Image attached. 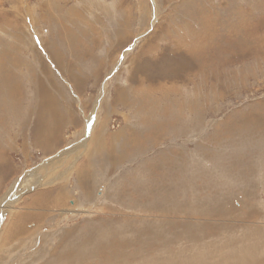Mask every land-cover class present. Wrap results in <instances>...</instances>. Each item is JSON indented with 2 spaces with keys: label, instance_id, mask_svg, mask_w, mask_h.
Wrapping results in <instances>:
<instances>
[{
  "label": "rangeland",
  "instance_id": "obj_1",
  "mask_svg": "<svg viewBox=\"0 0 264 264\" xmlns=\"http://www.w3.org/2000/svg\"><path fill=\"white\" fill-rule=\"evenodd\" d=\"M29 174L0 264H264V0H0V202Z\"/></svg>",
  "mask_w": 264,
  "mask_h": 264
},
{
  "label": "bare ground",
  "instance_id": "obj_2",
  "mask_svg": "<svg viewBox=\"0 0 264 264\" xmlns=\"http://www.w3.org/2000/svg\"><path fill=\"white\" fill-rule=\"evenodd\" d=\"M41 87V86H40ZM42 89V102H41V108L42 110H46L48 112V110H51V107H52V103H53V100L52 98L48 95L49 92L47 93L45 90L43 91V87H41ZM17 91V90H16ZM148 99V98H147ZM161 103V102H160ZM144 104V103H143ZM147 105V104H146ZM147 107V106H146ZM149 109V108H148ZM52 111V110H51ZM163 113V112H162ZM165 113V112H164ZM167 113V112H166ZM44 114L42 111H40V117L41 115ZM56 114V113H55ZM155 114V113H154ZM175 114V113H174ZM168 115V114H167ZM173 116V115H171ZM57 117V115H56ZM165 118V117H163ZM171 119V118H170ZM173 119V118H172ZM176 119V118H175ZM57 120V119H56ZM57 122V121H56ZM59 122V121H58ZM173 123V122H172ZM40 124V123H39ZM60 124V123H59ZM42 125V124H41ZM170 125V124H168ZM174 125V124H173ZM45 126V125H44ZM38 129H41L39 132L37 131L36 133H41L43 134V130L44 128H38ZM41 137V136H40ZM41 139V138H40ZM44 140V139H43ZM47 140V138H46ZM30 177V174L22 179H19L17 180L13 185L12 187L10 188V190L7 192V194L5 195L4 199L0 202V241H2V245H7L9 244L13 239H16L17 236L19 237L20 235H22L26 230L24 229V222L27 219H30L32 217V214L29 212L27 214H20L19 216L17 215V220L14 222V223H11L10 224V220L7 221L6 218H8V215L11 213V210L14 206V204H12V199L14 198V196H12V194L14 193L16 195V192H19V193H22L24 192L27 188L24 187V184H25V180L28 179ZM163 197V196H162ZM166 198V197H164ZM161 200V199H160ZM65 212H70L69 209L65 210ZM75 214H79V215H84V214H87V213H90L89 211H82V210H77V211H74ZM45 214V213H44ZM37 216V215H36ZM124 217V215H121ZM127 216H125L126 218ZM41 219V218H39ZM121 220V219H120ZM123 220V218H122ZM127 220V219H125ZM138 220V219H137ZM107 221V220H106ZM136 221V220H135ZM153 222V221H152ZM107 223V222H106ZM110 224V223H109ZM153 224V223H152ZM137 225V224H136ZM158 225V224H157ZM84 226V225H83ZM100 226V225H99ZM101 227V226H100ZM129 227V226H128ZM158 227V226H157ZM118 228V227H117ZM90 229V228H89ZM15 230V231H14ZM18 230V231H17ZM91 230V229H90ZM82 231V229H81ZM101 232V231H100ZM144 232V231H143ZM26 233V232H25ZM105 233V232H104ZM124 233V232H123ZM131 233V232H130ZM140 233V232H139ZM107 234V232H106ZM117 234V232H116ZM132 235V234H131ZM141 235V233H140ZM105 235H103L104 237ZM107 236V235H106ZM115 235H113L110 239V241L106 244V239L103 238V237H100V238H96V234L93 233L92 237H89L91 238L89 241V243L93 244L94 246V250H98L102 247L104 248H118V249H121L122 247L125 248L127 247V249H132V247H135L136 248V253L134 252V255H137L139 258H130V259H124V260H121L119 261L120 263H114V262H109L110 260H112V258H108V261L107 260H103V262L101 261H97L96 259H94L96 257V255L93 253L91 254V258L88 259V260H94V262L96 264H177L174 261H172L170 258H168V260H163V257L161 259H159L158 257V252L157 251H150L148 249H146V247H149L148 244H146V241H143L141 239L137 240V241H133L134 243H129V244H126L124 241H120V239L118 240H115L114 237ZM134 236V235H133ZM16 237V238H15ZM126 237V236H125ZM135 237V236H134ZM138 239V238H137ZM105 240V242L103 241ZM147 240V239H146ZM130 241V240H129ZM93 242V243H92ZM74 244V243H73ZM86 245V243H84ZM3 245V246H4ZM152 245V244H151ZM228 246V244H227ZM244 246V245H243ZM248 246V245H247ZM246 246V247H247ZM250 246V245H249ZM252 246V245H251ZM250 246V247H251ZM68 247V246H67ZM232 247V246H231ZM152 247H150L151 249ZM202 248V247H201ZM249 248V247H248ZM69 249V247H68ZM78 249V248H77ZM130 249V250H131ZM247 249V248H246ZM245 249V250H246ZM254 249V248H253ZM73 250V249H72ZM75 250V249H74ZM114 250V249H113ZM117 250V249H116ZM226 250V249H225ZM244 250V249H243ZM250 252L252 249H249ZM256 251V250H255ZM93 252V251H92ZM118 252V251H117ZM212 252V251H211ZM241 252H244V251H241ZM249 252V251H248ZM90 253V252H89ZM120 253V252H119ZM204 253V252H203ZM254 253V252H253ZM69 255L68 256H71L72 254L74 255V258H77V257H80V253L79 254H74L73 252H70L68 253ZM86 254V253H85ZM239 254V253H238ZM249 254V253H248ZM255 255L257 253H254ZM253 254V255H254ZM63 255V254H62ZM124 255V254H122ZM130 255V254H129ZM186 255V254H185ZM245 255V254H244ZM250 255V254H249ZM183 256V255H182ZM188 256V255H187ZM198 256V255H197ZM257 256V255H256ZM264 256V255H263ZM262 256V257H263ZM65 257V256H64ZM67 257V256H66ZM235 257V256H234ZM261 257V256H260ZM81 258V257H80ZM195 258V257H194ZM66 259V258H65ZM175 259V258H173ZM249 259H256L255 256L254 257H250ZM260 259V258H259ZM88 260L86 261L85 264H88ZM180 260V259H179ZM186 261H184L182 259V261L179 263V264H230V263H226V262H216V259H214L212 262L206 260V259H202V260H205V261H202V263H198L197 260L195 261H192L190 262V259H185ZM104 261H107L104 263ZM207 261V262H206ZM230 261V260H229ZM239 262V261H238ZM237 260H235V262L233 264H238ZM245 262V261H244ZM255 262V260H254ZM254 262H249V264H255ZM259 262V261H258ZM260 262H263V261H260ZM259 262V264H260ZM258 264V263H256ZM263 264V263H262Z\"/></svg>",
  "mask_w": 264,
  "mask_h": 264
}]
</instances>
